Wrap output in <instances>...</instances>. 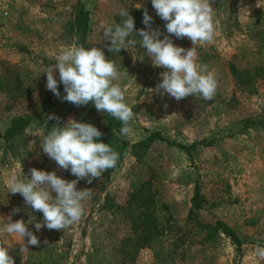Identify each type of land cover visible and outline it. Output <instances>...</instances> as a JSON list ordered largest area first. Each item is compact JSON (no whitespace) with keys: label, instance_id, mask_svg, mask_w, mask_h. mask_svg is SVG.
I'll return each mask as SVG.
<instances>
[{"label":"rangeland","instance_id":"374dc122","mask_svg":"<svg viewBox=\"0 0 264 264\" xmlns=\"http://www.w3.org/2000/svg\"><path fill=\"white\" fill-rule=\"evenodd\" d=\"M81 6L90 14L83 44L117 62L133 131L119 166L91 184L77 183L91 191L82 219L65 230L37 232L43 214L9 192L10 176L30 178L34 167L76 179L42 152L40 141L56 123L45 125L46 117L105 128L102 113L61 102L46 89L43 72L63 49L83 45L75 37ZM213 7L215 38L197 52L215 73L216 93L211 100L176 101L152 91L164 69L153 67L139 44L111 53L103 35L105 26L121 22L122 8L137 30L145 27L146 8L152 27L167 34L151 0H0V243L15 264H264L253 255L256 245L264 247V0H214ZM171 38L193 46L188 38ZM55 75L59 81L58 70ZM58 90L66 94L62 84ZM21 116L29 122L9 133ZM154 134L163 138L152 141ZM196 193L201 207L192 213ZM9 215L26 224L33 218L28 228L39 247L20 250L27 238L3 231ZM219 221L243 240L241 250L222 227L213 228Z\"/></svg>","mask_w":264,"mask_h":264},{"label":"clouds","instance_id":"9594fccd","mask_svg":"<svg viewBox=\"0 0 264 264\" xmlns=\"http://www.w3.org/2000/svg\"><path fill=\"white\" fill-rule=\"evenodd\" d=\"M156 15L165 21L167 34L152 27L153 17L147 9L143 11L144 28H135L134 17L128 8L119 10L120 23L107 25L103 29L108 51L119 53L121 49L135 48L137 44L151 58L153 67L164 69L161 80L152 89L157 94H167L176 101L194 95L211 100L217 90L218 81L214 71L206 64L198 62L197 45L212 43L216 35L214 0H151ZM133 33L140 39L133 38ZM163 35V38L160 37ZM188 38L192 47L185 49L177 46L173 39ZM131 37V38H129ZM58 70L59 81L55 71ZM46 89L50 90L61 102L75 106H85L91 102L100 113H108L121 122V136L132 131L130 121L134 118L132 107L126 102L125 91L119 81L121 73L117 62L109 59L101 47L85 48L83 45L68 46L56 57L54 66L48 67ZM58 84L63 85L65 95L61 96ZM56 123L41 139L42 152L53 160L60 169L70 170L76 177L71 181L57 175L56 171L29 170L30 178L20 179L13 174L8 179L11 194H20L26 206L43 214V221L35 223V230H65L79 222L85 211L84 202L90 198L88 188L78 190L77 183L86 180L91 184L108 169H114L120 157L110 144L100 140L103 133L93 124L69 118L61 125L55 114L48 115ZM55 193L56 195H53ZM33 222V218L28 224ZM23 219L13 222L7 217L3 231L17 234L28 246L40 245L39 238L29 230ZM46 243V241H45ZM253 255L264 260V247L256 245ZM0 264H15L9 249L0 243Z\"/></svg>","mask_w":264,"mask_h":264},{"label":"trees","instance_id":"16d2710c","mask_svg":"<svg viewBox=\"0 0 264 264\" xmlns=\"http://www.w3.org/2000/svg\"><path fill=\"white\" fill-rule=\"evenodd\" d=\"M77 21H78L77 25H79L78 26L79 30L76 33L75 37L77 38L78 43L85 44V39L87 37L88 30H89L90 14L88 10L85 9L84 6H81V8L79 9ZM77 25L75 26L77 27ZM84 44L83 46L85 47ZM232 72L234 76L236 77V79L238 78V81H239V76L241 75V73H239L238 70L234 66H232ZM79 107L89 110V111H96L95 106L91 102H89L88 105L79 106ZM102 114L105 118V128L104 130H101L103 135L102 137H100V140L104 143L110 144L111 147L115 151L120 153V157L117 162V166H119L122 158L125 155V152L127 151L128 142L125 140V136L120 135V129L122 127L121 122L111 117L108 113H102ZM29 120H30L29 117H25V116L15 118L8 132L9 133L17 132V129L18 130L22 129V127H24L26 123L29 122ZM106 134H109V135L106 137ZM156 138H163V137L154 134L152 135V138L150 139L153 141ZM192 202L193 204H192L191 212L194 213L195 209L201 207V202H200V199L198 198L197 193H196V196H193ZM220 227H222L229 235L232 236V239L234 243L236 244L237 248L241 250L243 240L239 237V235L222 221L217 222L213 228L217 230Z\"/></svg>","mask_w":264,"mask_h":264}]
</instances>
